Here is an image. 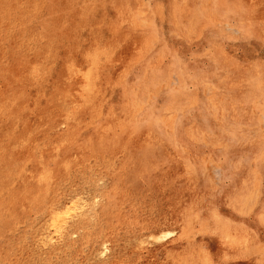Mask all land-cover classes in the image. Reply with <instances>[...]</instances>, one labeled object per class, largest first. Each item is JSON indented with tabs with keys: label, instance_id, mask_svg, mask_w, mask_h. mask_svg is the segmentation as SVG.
I'll use <instances>...</instances> for the list:
<instances>
[{
	"label": "rangeland",
	"instance_id": "1",
	"mask_svg": "<svg viewBox=\"0 0 264 264\" xmlns=\"http://www.w3.org/2000/svg\"><path fill=\"white\" fill-rule=\"evenodd\" d=\"M0 264H264V0H0Z\"/></svg>",
	"mask_w": 264,
	"mask_h": 264
},
{
	"label": "bare ground",
	"instance_id": "2",
	"mask_svg": "<svg viewBox=\"0 0 264 264\" xmlns=\"http://www.w3.org/2000/svg\"><path fill=\"white\" fill-rule=\"evenodd\" d=\"M88 71V70H87ZM79 73V72H78ZM85 75V74H84Z\"/></svg>",
	"mask_w": 264,
	"mask_h": 264
}]
</instances>
